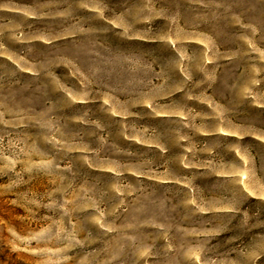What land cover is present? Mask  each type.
<instances>
[{
    "label": "rangeland",
    "instance_id": "1",
    "mask_svg": "<svg viewBox=\"0 0 264 264\" xmlns=\"http://www.w3.org/2000/svg\"><path fill=\"white\" fill-rule=\"evenodd\" d=\"M0 264H264V0H0Z\"/></svg>",
    "mask_w": 264,
    "mask_h": 264
}]
</instances>
